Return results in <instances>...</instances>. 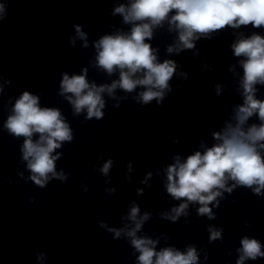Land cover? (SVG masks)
Wrapping results in <instances>:
<instances>
[{"label":"clouds","instance_id":"9594fccd","mask_svg":"<svg viewBox=\"0 0 264 264\" xmlns=\"http://www.w3.org/2000/svg\"><path fill=\"white\" fill-rule=\"evenodd\" d=\"M112 17H120L121 25H111V31L92 41L94 58L88 67L71 75L61 73L58 95L71 106L73 117L84 115V121H99L105 116L104 109L108 99L119 108L121 103L131 99L141 106H148L156 101L163 106L168 93L172 92L170 81L174 75L187 81V72L180 71L177 61L159 59V46L153 47L151 41L156 38L157 30L175 34L172 43L165 46L167 56L179 55L188 50L194 57L199 56L197 42L212 40L226 29L241 28L264 29V0H111ZM8 16L7 0L0 2V24ZM75 34L68 43L75 47L76 41H83L81 48H89L88 33L80 24L72 26ZM235 39L229 48L236 62L228 66V72L235 81V92L241 98L240 103L231 106L230 118L223 121L219 131L211 133L214 143L205 146L203 151L196 150L185 158L179 154L172 156V163L162 169L166 176L164 188L166 194L178 204L167 211L153 213L141 212L135 201L127 206V211L120 216L121 226H110L100 221L98 227L111 234L113 240H124L132 249L131 256L135 264H200V252H204L205 261L208 253L203 248L198 250L195 244H187L184 250L169 244L166 234L148 235L143 233L144 226L154 215L160 220L172 223L190 215L189 206L198 205L197 216L215 220L213 207L219 208L225 193L231 195L237 188L250 189L253 195L264 197V99L258 98L260 87H264V35L259 31L246 34L233 31ZM62 43V41H59ZM89 67L108 77L117 76L111 82L97 83L89 80ZM205 70L210 65H204ZM239 69V71H237ZM12 81L0 71V101L5 87ZM182 85H177V88ZM227 84H215V94L221 96L228 88ZM139 89V90H138ZM120 90L124 95H117ZM133 93H135L133 95ZM14 101V103H13ZM8 111L7 118L0 124V129L8 135L20 139L21 159L25 171H18L17 176L32 182L43 189L53 181L67 182L69 174L63 169L57 170V161L62 158L65 143L74 140L73 129L58 107L42 106L41 96L24 90L19 96L9 97L3 105ZM174 143H179L178 140ZM103 159L97 156V160ZM114 165L112 158L107 159L98 169L105 183H111L110 170ZM125 179L131 182L132 163L126 165ZM97 171V169H93ZM159 175V172L157 173ZM152 172H148L141 183H149ZM83 184V182H82ZM89 192L87 185L83 186ZM115 188H106L107 195L116 193ZM137 196L144 195V189H136ZM34 203V197H29ZM209 205H212L210 207ZM246 226L248 222L246 221ZM208 242L223 240V228L207 226ZM165 242L159 247L160 240ZM240 247L236 248L235 264L256 261L264 258V244L257 238L247 235L241 237ZM231 255V251L228 253ZM48 257L44 252L36 254V264H45Z\"/></svg>","mask_w":264,"mask_h":264}]
</instances>
